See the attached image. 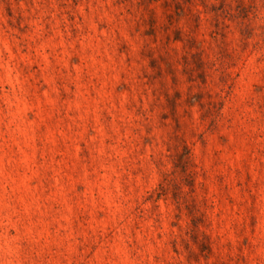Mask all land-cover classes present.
<instances>
[{"label":"rangeland","instance_id":"obj_1","mask_svg":"<svg viewBox=\"0 0 264 264\" xmlns=\"http://www.w3.org/2000/svg\"><path fill=\"white\" fill-rule=\"evenodd\" d=\"M0 264H264V0H0Z\"/></svg>","mask_w":264,"mask_h":264}]
</instances>
